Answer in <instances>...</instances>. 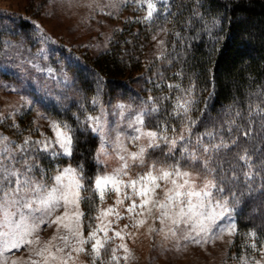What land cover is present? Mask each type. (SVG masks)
Masks as SVG:
<instances>
[{"label":"snow or ice","instance_id":"snow-or-ice-1","mask_svg":"<svg viewBox=\"0 0 264 264\" xmlns=\"http://www.w3.org/2000/svg\"><path fill=\"white\" fill-rule=\"evenodd\" d=\"M128 3L91 0L83 6L118 17ZM131 3L145 13L138 22L154 28L152 39L159 49L156 59L169 66L173 59H181L175 43L172 56L167 41L158 39L168 29L156 26L161 12L167 21L169 16L175 19L179 8L173 13L170 0ZM201 7L197 0L181 23L186 29L199 23L190 39L205 33L212 43L211 51H215L223 38L219 34L222 28L213 32L221 24L220 14L209 16ZM32 23L41 42H49L51 37L44 34L41 25ZM173 35L190 46L181 31ZM3 47L14 46L4 41ZM43 52L40 49L37 57ZM24 64L54 85L75 88V77L69 76L66 68L43 66L36 57H22L17 66L23 68ZM7 71V66L0 65V72ZM154 75V87L160 95L150 94L139 104L121 100L114 105H105L100 99L102 80L97 77L92 110L79 104L73 113L75 127L66 119L45 114L49 131L38 127L39 138L30 132L24 135L16 119L23 110L39 104V99L28 94L23 81L21 87L4 86L17 92L21 103L12 106L7 115L0 113V123L10 120L8 127L18 137L0 132V264H77L82 255L88 261L80 264H128L132 254L125 240L134 235L128 230L146 224L154 240L160 236L161 245L171 244L177 252L189 244L214 243L225 235L233 238L230 244L235 243L234 238L240 235L238 208L247 199L264 196V92H257L258 99L249 100L246 109L231 104L212 117L209 101L213 93L204 98L191 77L185 86L183 70L176 73L180 81H167V92L164 72L158 69ZM45 88L49 93L52 90L48 85ZM61 96L67 99L63 93L58 99ZM77 131L99 139L91 175L83 160L74 162ZM109 157L116 161L111 168ZM109 196L113 203L105 207ZM123 219L129 222L121 225ZM44 226H54L47 239L41 238ZM243 237L239 252L232 258L237 264H264V232L254 226ZM21 248L29 252L25 262L10 260L12 250Z\"/></svg>","mask_w":264,"mask_h":264},{"label":"trees","instance_id":"trees-1","mask_svg":"<svg viewBox=\"0 0 264 264\" xmlns=\"http://www.w3.org/2000/svg\"><path fill=\"white\" fill-rule=\"evenodd\" d=\"M170 2L171 11L176 13L179 8V14L175 19L169 16L165 21L161 12L156 26L168 29L164 37L168 51L175 56L172 52V45L175 43L177 51L181 52V59H173L170 66L167 62L156 59V53L151 59H144L153 40L154 28L150 29L138 20L125 21L114 33L109 48L98 55L78 53L73 49L67 50L64 46L53 44L50 46L52 59L49 58L45 65L57 69L66 68L69 76L75 77V88L64 89L50 82L52 90L49 93L45 84L41 83L39 90L46 91L40 97L46 115L66 119L75 127L73 113L79 110L77 106L85 104L89 111L92 110L91 99L96 94L97 77L102 80L100 99L103 103L109 100H131L139 104L141 99L150 94H161L153 83L156 81L154 73L158 69L164 72L165 92L168 91L167 81H180L181 77L176 73L183 70L182 82L185 86L191 77L197 84V92L203 90L204 98L213 93L209 101L212 117H216L228 105L236 104L246 109L249 100H257L256 93L264 92V0H200L201 12L209 16L220 14L221 24L217 29H213V32L217 33L222 28L219 34L223 38L216 45L215 51H211L212 43L205 33H201L199 39H190L200 28L199 23H195L192 29H186L181 23L196 7L197 0ZM181 5L183 7H180ZM11 20L9 23L0 21V46H3L4 41L33 43L36 30L32 23L22 17L18 20L13 18L14 21L10 24ZM176 30L182 32L190 46L185 45L183 40H177L173 35ZM42 62L43 59L40 63ZM42 77L41 80H44ZM139 77L144 79L140 80ZM13 78L10 72H0V80L7 85L13 84ZM135 85L140 88H135ZM59 93H63L67 99L63 96L58 99ZM80 111L83 115L82 110ZM30 114L26 111L17 119L20 128L25 130L24 135L32 131ZM193 115L199 113L194 112ZM0 130L11 135L13 139L18 138L13 134L15 130L8 125L0 126ZM199 130L202 131L203 126H200ZM77 136L78 148L74 162L83 160L86 172L91 175L95 171V161L92 157L99 139L88 132L77 131ZM84 208L86 213L89 212L87 205ZM237 221L240 235L234 238V255L239 252L244 239L243 233L249 228L255 226L258 231L264 232V196L247 199L246 204L238 208ZM85 226L87 230V218Z\"/></svg>","mask_w":264,"mask_h":264},{"label":"rangeland","instance_id":"rangeland-1","mask_svg":"<svg viewBox=\"0 0 264 264\" xmlns=\"http://www.w3.org/2000/svg\"><path fill=\"white\" fill-rule=\"evenodd\" d=\"M89 2L91 0H0V21L9 23L8 21L12 19L10 21L11 24L14 21L13 18L18 20L21 17L31 23L35 21L41 25L44 34L51 37L49 42L42 43L36 32L33 43L9 41L14 47L6 49L0 46V61L2 65L7 66L9 70L7 72H10L14 77L13 84L21 87L22 81L25 82L29 89L28 94L35 96L40 101L30 111L27 109L23 110V113L26 111L31 113V133H33L31 135L33 138H39L40 136V132L36 130L38 127L42 131H49V121L44 119L46 113L40 100L42 93L46 91L39 90V87L41 83L49 87L51 84L46 79L37 80L35 77H42L43 74L36 73L31 69L30 65L24 64L23 68L18 67L17 65L20 64L21 58L36 57L39 63L43 59L40 64L44 66L49 58L52 59L50 46H53V44L64 46L67 50L73 49L78 53L98 55L109 48L114 33L122 27L125 21L138 20L145 14L143 10H136V5L132 4L131 0L119 12L118 17L109 16L106 13H101L98 10L94 11L83 6ZM96 2L107 4L108 0H96ZM38 5L43 6L38 7ZM164 37L165 33H161L158 39H164ZM40 49H43L44 52L37 57ZM158 50L157 41L152 40L144 59H151ZM24 69H27V71ZM139 79L143 80L144 77H139ZM5 85L7 84L0 80V113L7 115L10 108L20 104L21 100L17 92L5 90ZM135 88L139 89L140 87L135 85ZM118 101L121 100H109L104 104L108 105L111 103L114 105ZM122 101L134 103L131 100ZM22 115L18 114L16 119ZM5 122L0 124V126L4 127L11 124L10 120ZM0 132L2 131L0 130ZM49 135H51L50 132ZM115 163L114 157L108 158L109 168L115 166ZM111 203H113V197L109 196L104 206L106 207ZM128 222L127 219H123L120 224L123 225ZM53 231L54 226H44L41 238L47 239ZM128 231L134 234L129 235L125 240L132 254L128 264H237V261L232 258L235 253L233 244L229 243L233 238L227 235L222 240L218 239L214 243L210 242L207 245L189 244L186 248L177 252L172 248L171 244L165 243L161 245L160 236H156L154 240L148 233L147 224L138 229L131 228ZM12 251L13 255L9 257L10 260L19 258L22 262H25L29 256L26 248ZM80 261L87 262L88 257L82 255L77 264H80Z\"/></svg>","mask_w":264,"mask_h":264}]
</instances>
